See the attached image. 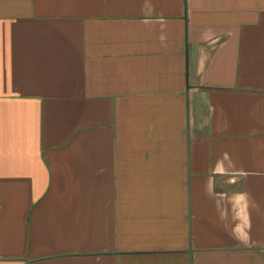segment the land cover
<instances>
[{
    "label": "crops",
    "instance_id": "1",
    "mask_svg": "<svg viewBox=\"0 0 264 264\" xmlns=\"http://www.w3.org/2000/svg\"><path fill=\"white\" fill-rule=\"evenodd\" d=\"M0 264H264V0H0Z\"/></svg>",
    "mask_w": 264,
    "mask_h": 264
},
{
    "label": "water",
    "instance_id": "2",
    "mask_svg": "<svg viewBox=\"0 0 264 264\" xmlns=\"http://www.w3.org/2000/svg\"><path fill=\"white\" fill-rule=\"evenodd\" d=\"M187 83H188V80H187ZM188 85V88H189V83L187 84ZM189 141V140H188ZM189 181H190V177H189ZM189 255H190V262L192 261V255H193V250H189Z\"/></svg>",
    "mask_w": 264,
    "mask_h": 264
}]
</instances>
